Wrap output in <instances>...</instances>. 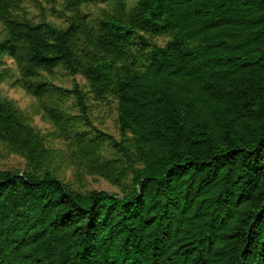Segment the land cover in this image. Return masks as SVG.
<instances>
[{"label": "trees", "instance_id": "obj_1", "mask_svg": "<svg viewBox=\"0 0 264 264\" xmlns=\"http://www.w3.org/2000/svg\"><path fill=\"white\" fill-rule=\"evenodd\" d=\"M50 2L62 25L0 0V84L51 127L0 96L25 162L0 170V264H264V0ZM109 99L118 139L90 118Z\"/></svg>", "mask_w": 264, "mask_h": 264}, {"label": "rangeland", "instance_id": "obj_2", "mask_svg": "<svg viewBox=\"0 0 264 264\" xmlns=\"http://www.w3.org/2000/svg\"><path fill=\"white\" fill-rule=\"evenodd\" d=\"M51 6L50 0H23V7L26 15L33 21H41L43 19L51 21L56 25H62L61 20L51 16ZM1 35V26H0ZM166 38L159 37L156 42L159 45H164ZM7 66H9L13 71H15V65L9 59H5ZM50 80L58 85L67 89H71L74 84L84 91H88L86 81L79 75L70 76L65 71L57 69L55 74ZM0 96L12 99L18 105V107L29 114L32 118V124L41 133L46 134L51 130L48 123L43 121L39 115H34V105L35 99L27 95L19 87H11L9 82L0 84ZM90 105V118L93 125L97 127L100 131L112 135L116 139L119 138V133L116 124V103L109 99L102 102H95L89 100ZM25 168V162L22 158L7 154L3 149L0 148V170L7 171H22ZM62 178L67 182H73L72 176L69 170H66L62 175ZM85 191L91 190H103L107 192H117V189L111 186L109 183L98 177H86L82 187Z\"/></svg>", "mask_w": 264, "mask_h": 264}]
</instances>
